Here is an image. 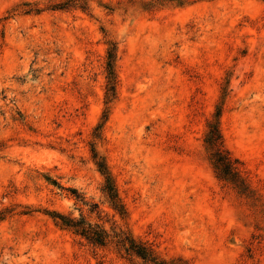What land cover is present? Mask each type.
<instances>
[{
  "label": "rangeland",
  "instance_id": "1",
  "mask_svg": "<svg viewBox=\"0 0 264 264\" xmlns=\"http://www.w3.org/2000/svg\"><path fill=\"white\" fill-rule=\"evenodd\" d=\"M130 241L264 264V0H0V264H146Z\"/></svg>",
  "mask_w": 264,
  "mask_h": 264
},
{
  "label": "trees",
  "instance_id": "2",
  "mask_svg": "<svg viewBox=\"0 0 264 264\" xmlns=\"http://www.w3.org/2000/svg\"><path fill=\"white\" fill-rule=\"evenodd\" d=\"M84 7V5H82ZM116 60H117V48L115 45L109 48L108 50V60L106 65L107 71V78H108V86H107V97L108 98H115L117 95V72H116ZM215 129V128H214ZM214 137L215 135L218 136L220 140V145L218 148V159L217 163L223 166V173L225 174L230 173L229 169L226 167L232 165V159L227 150L224 148L222 137L219 133V130H214L213 132ZM100 171L105 176V184L103 186V191L107 194L110 198L112 206L114 210L119 211L121 207V202L118 198L116 186L114 184L113 179L111 178L109 172L107 171L106 167L99 164ZM62 221V224L68 228H71L74 233L80 235L82 238H85L90 244H99L105 245V238L101 233L97 230H94L91 226L85 227L81 225V222H78L75 219H69L64 216L59 217ZM127 251H131L135 253L139 259L143 260L146 264H190L184 259H175V260H161L155 253V251L146 245L143 242H139V244L134 243V241H130Z\"/></svg>",
  "mask_w": 264,
  "mask_h": 264
}]
</instances>
